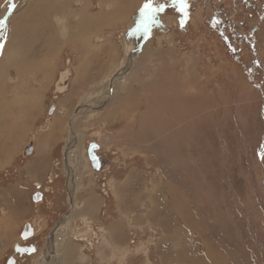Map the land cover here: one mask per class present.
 Returning <instances> with one entry per match:
<instances>
[{
	"label": "rangeland",
	"instance_id": "374dc122",
	"mask_svg": "<svg viewBox=\"0 0 264 264\" xmlns=\"http://www.w3.org/2000/svg\"><path fill=\"white\" fill-rule=\"evenodd\" d=\"M15 2L9 10L11 0H0V13L16 11L12 23L3 21L0 27V56L10 52L8 44L24 43L19 44L22 61L14 53L9 61H0L3 66L12 63L16 68L10 70L21 71L23 78L8 82L0 70V124L16 130L0 132V150L10 164L0 169V208L5 214L0 215V263L13 241H19L16 231L29 221L43 238L33 255L18 264H65L68 255L70 264H264V6L256 16L245 18L246 28L239 30V14L234 17L230 2L226 6L220 0H188L187 24L181 27L184 17L172 0H155L173 7L161 17L172 25L171 31L180 28L185 33L188 26L191 38L179 43L178 50L174 38L158 30L162 25L156 26V15V22L150 23L154 32L144 44L158 46L161 52L158 79L152 80L139 68L137 57L130 77H123L124 71L115 75L126 61L120 56L148 34L135 31L139 9L147 0ZM56 15L65 19V35H59ZM99 20V25L109 26L96 30ZM245 21L259 31L252 33ZM112 50L116 64L104 69L101 56L108 59L105 51ZM67 58L73 75L68 89L54 97V83ZM91 58L95 64L90 65ZM148 59L147 54L139 56L142 64ZM96 66L104 73L93 79ZM127 77L136 90L134 97H146L139 89L148 86L150 94L147 102L143 99L131 110L114 114L115 100L123 96L117 83ZM116 92L120 95L113 96ZM104 102L103 107L76 113L78 105L98 107ZM52 104L66 111L54 108L48 116ZM125 104L128 109L130 104ZM28 137L34 149L26 167L34 176L30 184H20L11 175L16 166L9 161ZM92 140L100 145L98 153L110 160L100 171L86 156ZM64 146L71 161L68 168L75 172L60 164ZM36 183L44 190L39 189L41 197L34 201L29 190L36 192ZM101 206L103 220L98 215Z\"/></svg>",
	"mask_w": 264,
	"mask_h": 264
},
{
	"label": "flooded vegetation",
	"instance_id": "af4514ba",
	"mask_svg": "<svg viewBox=\"0 0 264 264\" xmlns=\"http://www.w3.org/2000/svg\"><path fill=\"white\" fill-rule=\"evenodd\" d=\"M220 2H222V4H226L227 3L226 6L229 5L228 2H230L231 4L234 5L233 6L234 17H236L237 13L239 14V19L236 20V23L238 24V29L239 30H244V28H246V26H244V25H246V24H244V19L245 18L256 16L259 13L258 12L259 9H261L264 6V0H220ZM172 8L173 7L171 6V4L166 5L164 11L158 13V27H160L162 25V27H160L158 30L160 32L166 33V36H168V35L172 36L174 38V40H175V41H173V43L175 44V47L179 50L180 49L178 47L179 43L184 45L186 43L185 39L186 38L190 39L191 35L187 36V34L190 33V31H188L189 30L188 26L186 28V32L185 33H183L182 29H180L178 27H177L178 29H175V30L171 31V29L169 27L172 26V25H169V24L164 23L162 21L163 15L165 16V15L171 13L172 12ZM188 10H187V14H188ZM7 12H8V8L5 10V13H3L1 15L0 21H5L7 19V17L10 14V12H8V13ZM182 19H185V18H180V22H181ZM255 19H256V17H255ZM259 20L260 19H258V21ZM245 22L248 25H251L253 27V29H251L252 33H257V31H259L260 27H258L257 25H252V23L250 21H245ZM184 24L185 25L187 24V19L185 20ZM177 25L180 26V24H177ZM170 31L172 32L173 35L170 33ZM58 107H54V108H58ZM57 111H58V109H57ZM44 130L45 129H43V131ZM2 140H4V137H2V135H0V141H2ZM33 142L34 141L32 140V137H28V139L21 146H17L16 153L12 154L13 160L9 161L10 163L14 162L13 165L16 166V169L11 173V175L13 174L14 180L19 182L20 184H22V181H24L25 184H30V181L32 180V177L30 175L34 176V174L31 171V169L28 166L26 167V165H28L29 162H30L29 158H31L30 156H31L32 150L34 149V143ZM31 143H32V148H31L32 150H31V152H29V146L31 145ZM64 144H65V142H64ZM66 151L67 150H66L65 146H64L63 149L60 150V155H61L60 164H62V166H64L65 161H66V160H64L66 158ZM87 153H88V146L86 147V156H87ZM3 159L6 161L7 158H3ZM6 163H7V166L10 165L8 162H6ZM20 166H25V167L24 168H19ZM0 169H3V168H0ZM63 176L65 177V182H66V179H67L68 175H66L65 172H63ZM39 186L40 185L38 183L35 184L34 188L35 187L38 188V190L36 192L32 191L33 187L31 188V190H29V193L30 194L32 193L31 197L36 195L40 199L41 192H40L39 189L44 190V186L42 188L41 187L39 188ZM65 193H66V196L68 197L69 193H68L67 188L65 189ZM106 204L107 203H105V205H103L104 209L107 208ZM103 206L100 207L99 212H98L100 220H103V217H104V214H105V212H103L104 209H102ZM67 210H68V207L66 209V212H67ZM71 211H72V207L70 209V212ZM25 224H28L30 227L32 226V224L29 221L28 222L26 221L22 225V228H20L19 231L18 230L16 231L17 232V236H18L17 238L19 239V241H13V243H12V245L10 247L11 252L8 253L6 258L3 259L0 264H6V261H7V259L9 257H12V259L14 260V264H18L19 263L18 260L20 258H26L27 259L29 256H31L32 253L28 255V253H26V252H24L23 254H19L18 252H14L15 243H17L18 246H29L30 248H32L34 246L35 249L37 248L36 246L41 243L43 235H40V233H35L34 232V234L32 236L27 237L25 240L21 239V234H23V230H24V225ZM88 226L89 227H93L92 225H87V227ZM90 232H93V228H91ZM45 242H46V240H45ZM25 261H27V260H25Z\"/></svg>",
	"mask_w": 264,
	"mask_h": 264
},
{
	"label": "crops",
	"instance_id": "0c3cea01",
	"mask_svg": "<svg viewBox=\"0 0 264 264\" xmlns=\"http://www.w3.org/2000/svg\"><path fill=\"white\" fill-rule=\"evenodd\" d=\"M105 4V3H104ZM7 20V19H6ZM5 20V21H6ZM101 20H99L98 22H97V25H98V27H96V30H99L100 28L102 29V28H104V27H108L109 25H107V24H105L104 22H102L100 25H99V22H100ZM153 24V23H152ZM158 24H156V26H157ZM153 32L154 31H150L149 32V35H147V38H142L141 40H140V42L139 43H136L135 42V45L134 46H139V48L138 47H134V46H130L131 48L128 50L127 49V51H126V56L124 57V55H122V56H120V59L121 60H123L124 59V61H125V59H126V61L125 62H121L120 64H119V66L116 68V69H118L119 67H121L118 71H117V74H115L116 76H118V75H122V73H120L119 71H124V72H126L125 73V75L123 76V77H126V76H131V71H132V69L134 68L133 66H134V64H135V58L137 57V61H138V65H139V68H142L143 70H145L146 72H148V73H150V76L149 77H151V79L153 80V79H158V54H160L161 52H158V46L157 47H154V48H149V47H146V46H144V44L145 43H147L151 38V34H153ZM146 36V35H145ZM153 36V35H152ZM148 38H150L149 40H148ZM135 39H137L138 40V36L135 34ZM146 40H148L147 42H146ZM142 44H143V46H142ZM99 48V47H98ZM137 48V49H136ZM99 52V51H98ZM102 53H104V48L102 49V51H101ZM105 53H108L107 54V56H109V58L108 59H106L105 57H103L104 55L102 54V56H101V58H102V61L104 62V64L106 65V66H104V69H107V68H109L112 64L114 65V64H116L115 62H114V59H115V57L117 56V54L116 53H114V51L112 50V51H105ZM99 54H101V53H99ZM143 54H147V55H149L150 56V59H148V60H146L145 61V63L144 64H142L140 61H139V56L140 55H143ZM118 60V59H117ZM89 63H90V65L92 64V63H94V60H93V58H91L89 61H88ZM103 62H102V64L100 65L101 67H102V65H103ZM95 64V63H94ZM123 64V65H122ZM110 65V66H109ZM122 65V66H121ZM109 66V67H108ZM13 68H16V67H13ZM89 67H87V69H88ZM96 68H97V71H96V73H95V75L93 76V79H95L97 76H98V74H99V67L98 66H96ZM33 69V68H32ZM13 70V69H12ZM86 70V69H85ZM101 70V69H100ZM116 70H114L113 71V74H114V72H115ZM16 72V73H15ZM33 72H34V69H33ZM14 73H15V75L14 76H11L12 78H15L14 80H16V82H19V81H21V80H23V78L22 79H20V74L18 73V71H17V69H15V71H14ZM104 73V71L103 72H100V75H99V77L101 76V74H103ZM34 75V73L32 74V76ZM114 75V76H115ZM98 77V78H99ZM122 77V78H123ZM129 77H127L126 79H124L123 81H122V83L121 84H118L117 83V92L118 91H123L122 92V94H123V96H120L121 98H119V99H116L115 100V103H114V105H116V107H113V109H112V112L114 113V114H116V113H118V112H120V111H126V110H131L132 108H133V104H138V102H140V101H142L143 99L145 100V102H147V98H148V95L150 94V91H151V86H148V89L146 90V88H141V89H139V93L140 94H144V95H146V97H144V98H136V97H134V95L136 94V90L134 89V87L133 88H131L130 87V82H129ZM92 79V80H93ZM147 79H148V77H146L144 80H145V82L147 81ZM10 81H13L12 79H9ZM9 80H8V82H9ZM82 81V83H85L86 81H87V79H84V80H81ZM129 82V84L127 85V83ZM139 85L140 86H146V84L145 83H143V82H140L139 83ZM154 85V87H155V92H157L158 91V84L156 83H154L153 84ZM150 88V89H149ZM115 93L113 96H116L118 93ZM118 95H120V94H118ZM122 100V101H121ZM125 103H129L130 105L128 106V109H127V107H125L126 106V104ZM119 107H121V109H119ZM124 107V108H123ZM35 109V107H32L31 106V109ZM123 108V109H122ZM33 113V112H32ZM32 113L31 114H25L24 116L25 117H28L29 115H32ZM125 127H126V125H124V127H123V129H122V133H125ZM0 132H1V134H6V133H15L16 132V130L14 131V130H10V128H8V127H2L1 126V124H0ZM21 132V130L18 132V133H20ZM3 151H2V149L0 150V168L1 167H3V166H5V165H7V163H5V160L3 159L4 158V156H7L6 154H3ZM3 210L4 209H2L1 210V208H0V215H1V217H5V214H4V212H3ZM48 257V256H47ZM49 258V257H48ZM48 258H47V260H48ZM64 260H66V263L65 264H70V255H68V256H66V258L64 259ZM62 262H63V260H61V262H60V264H62ZM64 264V263H63Z\"/></svg>",
	"mask_w": 264,
	"mask_h": 264
},
{
	"label": "water",
	"instance_id": "95a60500",
	"mask_svg": "<svg viewBox=\"0 0 264 264\" xmlns=\"http://www.w3.org/2000/svg\"><path fill=\"white\" fill-rule=\"evenodd\" d=\"M12 1L13 0H11V3H12ZM55 22L57 23V20H55ZM57 25H58L57 29H58L59 34L65 35L68 32V29L64 23H58ZM151 28L152 27L149 24V30L147 32L148 33L147 35H149ZM13 74H14V72H13ZM72 75H73V72H72V68L70 65V59L67 58L65 68L59 72L58 78L54 83V89H53L54 97H56L59 93H64L68 89V85H69V82H70ZM111 80H112V77H111L110 81ZM110 90L112 91L111 85H110ZM104 104H106V102H104L100 106L94 107V108L97 109V108L103 107ZM53 110H54V105H51L49 110H48V116H50L52 114ZM58 111L61 114H63L66 110L63 109L62 107H58ZM49 122H50V117H48L45 120L44 126H47L49 124ZM69 126L71 128L70 130H72L71 123H69ZM32 140H33V138H32ZM99 146L100 145L96 141H94V140L89 141L87 157H88V160H89L91 167L96 171L102 170V168L105 164L108 165L110 163V160L105 155H103L102 153L101 154L98 153L97 150H98ZM31 148H32V143L29 146V152L31 151ZM94 157H95V159H94ZM38 199H39L38 196H36V195L33 196L34 201H37ZM70 200H72L71 196H70ZM70 207H71V202H70ZM25 234H27V235H25ZM33 234H34L33 226L30 227L28 224H25L23 234H21V238L23 240H25L27 237L32 236ZM21 250H23V251H21ZM35 250L36 249L34 246L32 248H30L29 246H18L17 243H15V245H14V252H18L19 254H23L24 252L31 254V253L35 252ZM6 264H14V260L12 259V257H9L7 259Z\"/></svg>",
	"mask_w": 264,
	"mask_h": 264
},
{
	"label": "bare ground",
	"instance_id": "6f19581e",
	"mask_svg": "<svg viewBox=\"0 0 264 264\" xmlns=\"http://www.w3.org/2000/svg\"><path fill=\"white\" fill-rule=\"evenodd\" d=\"M18 1V0H17ZM28 1V0H27ZM60 1H62V0H60ZM15 4L16 2H15V0H14V2H12V4ZM18 3H20V2H18ZM9 5V4H8ZM37 5V4H36ZM114 5V4H113ZM138 5V4H137ZM136 5V6H137ZM20 6V5H19ZM41 6V5H40ZM46 6V5H45ZM133 6V5H132ZM6 8H7V5H6ZM27 8V7H26ZM42 7H40V9H41ZM124 8V7H123ZM12 9V8H11ZM21 9H22V7H21ZM28 9V8H27ZM29 10V9H28ZM28 10H26V11H28ZM32 10V9H31ZM3 11H4V9L2 10V12L0 13L1 15L3 14ZM110 11V13L112 14L113 12H111V10H108V12ZM12 13L11 14H9V16L7 17V20H6V22H10V23H12V21H13V19H12V17H13V13H15L16 11H14L13 12V10L11 11ZM20 12V11H19ZM43 12V11H42ZM5 13V12H4ZM27 14V13H26ZM1 15H0V17H1ZM21 15V14H20ZM33 15V14H32ZM40 15V14H39ZM16 16H17V14H16ZM29 16V15H28ZM47 16H49V15H47ZM26 17V16H25ZM26 19V18H25ZM28 19H29V17H28ZM36 19V18H35ZM54 19L55 20H57V21H61V23H64V21H65V19L64 18H62L60 15H56V17H54ZM17 20V19H16ZM20 20V19H19ZM19 20H17V21H19ZM64 20V21H63ZM22 21V20H21ZM21 21H20V23H21ZM31 21V20H30ZM33 22V21H32ZM36 22V21H35ZM50 22V21H49ZM17 23V22H16ZM25 24H27V23H25ZM42 24V23H41ZM51 24V23H50ZM67 24V23H66ZM8 25L10 26V24L8 23ZM18 25H19V22H18ZM28 25V24H27ZM40 25V24H39ZM45 25V24H44ZM43 25V26H44ZM48 25V24H47ZM25 26V25H24ZM41 26V25H40ZM55 26V25H54ZM15 27H18L17 26V24L15 25ZM21 27H22V25H21ZM26 27V26H25ZM34 27H35V25H34ZM47 27H50V26H46V28ZM53 27V26H52ZM68 27V26H67ZM12 28V27H11ZM42 28V27H41ZM45 28V27H44ZM6 29V28H5ZM23 29V28H22ZM40 29V28H39ZM9 30V29H8ZM48 30H49V28H48ZM16 31H18V30H16ZM15 31V32H16ZM25 31V30H24ZM32 31V30H31ZM45 31H46V29H45ZM34 32V31H33ZM50 32V31H49ZM52 32V31H51ZM53 33V32H52ZM34 34V33H33ZM37 34H39V33H37ZM48 34L49 33H47V35L46 36H48ZM51 34V33H50ZM11 35V34H10ZM22 35V34H21ZM44 35V34H43ZM43 35H41V36H43ZM60 35V34H59ZM5 36V35H4ZM7 36V35H6ZM23 36V35H22ZM37 36V35H36ZM35 36V37H36ZM38 36H40V34L38 35ZM12 38V37H11ZM39 38V37H38ZM38 38H37V40H38ZM1 39H2V37H1ZM23 39H25V38H23ZM10 40V39H9ZM41 40V39H40ZM50 40V39H49ZM1 41V40H0ZM30 41V40H29ZM43 41V40H42ZM47 41V40H46ZM87 41V40H86ZM18 44H13V45H9L8 44V48H10V52H8L7 53V50H5L6 51V56L5 57H8V58H5L4 56H0V61L2 62V63H4V62H7V61H9L10 60V54L12 53H14V54H17L18 55V57L21 59V54H22V46L21 45H19V44H24V43H21V41L19 40V41H16ZM41 42V41H40ZM44 42V41H43ZM48 42V41H47ZM49 43V42H48ZM7 44V43H6ZM40 44V43H39ZM85 44V43H84ZM83 44V45H84ZM53 44H51V46H52ZM88 46H89V44H87ZM45 46H47V45H45ZM44 46V47H45ZM54 46V45H53ZM53 46H52V48H53ZM50 47V46H49ZM7 48V49H8ZM35 48V47H34ZM39 48V47H38ZM41 48V47H40ZM51 48V47H50ZM85 48V47H84ZM129 48V47H128ZM127 48V49H128ZM12 49V50H11ZM26 49H27V47H26ZM31 49V48H30ZM45 50H47V47L46 48H44ZM41 50V49H40ZM53 50V49H52ZM88 50V49H87ZM3 51V50H2ZM34 51L35 50H33V49H31L30 50V55H34L35 56V53H34ZM42 51V50H41ZM50 51V50H49ZM24 52V51H23ZM39 52V51H38ZM37 52V53H38ZM48 52V51H47ZM41 53V52H40ZM53 53V52H52ZM3 54V53H2ZM39 54V53H38ZM88 54H89V52H88ZM42 55H44V54H42ZM90 55V54H89ZM88 55V56H89ZM46 56H47V54H46ZM45 56V57H46ZM49 56V55H48ZM86 56V55H85ZM88 56H86V57H88ZM126 56V55H125ZM17 57V56H16ZM36 57V56H35ZM85 57V58H86ZM36 59V58H35ZM88 59V58H87ZM25 60H27V59H25ZM31 60V59H30ZM29 60V61H30ZM34 60V59H33ZM18 61V60H17ZM16 61V63L18 64V62ZM21 61H22V59H21ZM28 61V62H29ZM48 61V60H47ZM36 62V61H35ZM43 62H44V60H43ZM23 63V62H22ZM25 63V62H24ZM47 63H49V62H47ZM7 65H5V66H3V65H0V70H1V72L5 75V78H6V80H9V79H12V80H14L15 78H12L11 76H14L15 75V73L13 74V70H10L13 66H11L12 65V63H11V65H9L10 64V62L9 63H6ZM15 64V63H14ZM20 64V63H19ZM18 64V65H19ZM24 65V64H23ZM43 65H44V63H43ZM48 65V64H47ZM46 65V66H47ZM9 66V67H8ZM34 66V65H33ZM8 67V68H7ZM15 67V66H14ZM21 67V66H20ZM19 67V69H21ZM79 67V66H78ZM34 69V68H33ZM40 70V69H39ZM44 70V69H43ZM87 70V69H86ZM23 71V70H22ZM26 71V70H25ZM36 71V70H35ZM52 71V70H51ZM0 72V73H1ZM20 72L21 71H18V73L20 74ZM44 72V71H43ZM86 72V71H85ZM26 73V72H25ZM34 73V72H33ZM32 73V74H33ZM3 74H1V75H3ZM36 74V73H35ZM43 74V73H42ZM0 75V76H1ZM23 75V74H22ZM41 76V75H40ZM39 76V77H40ZM47 76V75H46ZM3 77V76H2ZM29 78V77H28ZM21 79V78H20ZM30 79H31V77H30ZM115 78L113 77L112 78V81L114 80ZM3 80V79H2ZM27 80V79H26ZM44 80V79H43ZM16 81V80H15ZM23 81V80H22ZM39 81V80H38ZM46 81V80H45ZM110 81V80H109ZM4 82V81H3ZM114 82V81H113ZM1 83V82H0ZM45 83V82H44ZM44 83L42 84V87H43V85H44ZM48 83V82H47ZM3 84V83H2ZM112 86H113V83L111 84ZM2 86V85H1ZM28 86V85H27ZM26 86V87H27ZM108 86V85H107ZM180 86V85H179ZM32 87V86H31ZM33 91L35 90V89H32ZM8 91H9V89H8ZM3 93H5V92H3ZM9 93V92H8ZM7 93V94H8ZM30 93V92H29ZM31 94H32V92H31ZM34 94H35V92H34ZM0 95H1V93H0ZM2 96V95H1ZM3 96H4V94H3ZM29 96V95H28ZM5 97V96H4ZM13 97V96H12ZM30 97V96H29ZM32 97H33V95H32ZM1 98V97H0ZM34 98V97H33ZM6 99V98H5ZM11 99H13V98H11ZM31 99V98H30ZM34 99H36V98H34ZM6 100H8V98L6 99ZM15 101V100H14ZM21 101V100H20ZM102 102V101H101ZM31 104V103H30ZM33 104V103H32ZM100 104V103H99ZM32 106V105H31ZM34 106V105H33ZM84 107H89V108H94L95 107V105L93 106L92 104L91 105H89V104H87V103H84V104H81V105H78L77 107H76V113H79L80 111H82L83 109H84ZM6 108V107H5ZM9 109V108H8ZM33 109V108H32ZM88 109V108H87ZM10 110V109H9ZM12 110V109H11ZM14 110V109H13ZM79 111V112H78ZM75 112V111H74ZM1 114H3V113H1ZM13 114V113H12ZM25 114V113H24ZM85 115V114H84ZM7 116V115H6ZM5 117V115L3 116V118ZM2 119V118H1ZM3 120H7L6 118L5 119H3ZM7 121H9V120H7ZM74 121V120H73ZM5 122V121H4ZM73 127V126H72ZM74 128V127H73ZM73 128H72V130H71V132L73 131ZM50 133V132H49ZM44 134V133H43ZM12 135V134H11ZM72 135H70V131L68 132V138H70ZM12 137V136H11ZM16 137V136H15ZM14 137V138H15ZM11 139V138H10ZM74 138H70V141H72ZM76 139V138H75ZM1 142V141H0ZM73 143V142H72ZM75 146H76V144H75ZM71 148V147H70ZM42 149H43V147H42ZM73 149H74V147H73ZM71 152V151H70ZM72 154H74L73 152L71 153V155ZM3 155V154H2ZM67 155V154H66ZM70 160V158H66V161H65V165H67V169H66V171H68L69 169H72L73 170V168H68L69 167V165H70V162L71 161H69ZM70 167H72V166H70ZM74 171V170H73ZM73 171H71L70 170V172L71 173H73ZM69 172V173H70ZM75 172V171H74ZM74 176V175H73ZM70 178H71V176H70ZM71 180H72V178H71ZM76 183V182H75ZM71 184H73L74 185V180H73V182L71 183ZM74 191V190H73ZM69 193V192H68ZM178 211V210H177ZM60 222V220L57 222L58 224H56V226L53 228V231H55L57 228H58V226H59V223ZM53 235H51L50 237H49V240L51 239V237H52ZM48 258V257H47ZM46 260L47 259H45V263H46ZM48 261V260H47Z\"/></svg>",
	"mask_w": 264,
	"mask_h": 264
},
{
	"label": "snow or ice",
	"instance_id": "6c2138e0",
	"mask_svg": "<svg viewBox=\"0 0 264 264\" xmlns=\"http://www.w3.org/2000/svg\"><path fill=\"white\" fill-rule=\"evenodd\" d=\"M172 3L175 5L176 10L178 12L181 13V15L185 18L181 20V27H183L184 22L187 18V10H188V0H172ZM165 4L161 3V4H156L155 0H147V2H145L142 7L139 9L140 12V17L141 20L140 22L137 24V27L135 29L136 32H144L145 34H147L148 30H149V24L150 23H155L156 22V15L160 12H163L165 9ZM15 4H12L10 6L11 8H14ZM3 21H0V27L3 26ZM145 38H147V35L145 36ZM262 157H264V153H261ZM95 159V157H94ZM27 235V234H25ZM23 251V250H21Z\"/></svg>",
	"mask_w": 264,
	"mask_h": 264
}]
</instances>
